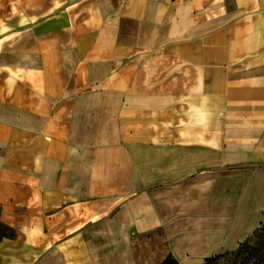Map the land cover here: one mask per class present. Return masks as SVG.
Masks as SVG:
<instances>
[{
  "label": "crops",
  "instance_id": "crops-1",
  "mask_svg": "<svg viewBox=\"0 0 264 264\" xmlns=\"http://www.w3.org/2000/svg\"><path fill=\"white\" fill-rule=\"evenodd\" d=\"M256 163L264 0H0V264H201Z\"/></svg>",
  "mask_w": 264,
  "mask_h": 264
},
{
  "label": "rangeland",
  "instance_id": "rangeland-1",
  "mask_svg": "<svg viewBox=\"0 0 264 264\" xmlns=\"http://www.w3.org/2000/svg\"><path fill=\"white\" fill-rule=\"evenodd\" d=\"M218 175H223L224 183H217L213 197L208 202L201 201L199 208L203 215L200 219L209 218L216 224L214 232L203 230L205 237L213 235L217 239L216 247L208 249L207 257L235 250L264 223V182L257 179L264 176V165L230 166ZM185 204L189 213L198 209L191 199L185 200ZM5 233L0 225V236ZM205 258L197 261L203 264Z\"/></svg>",
  "mask_w": 264,
  "mask_h": 264
},
{
  "label": "trees",
  "instance_id": "trees-1",
  "mask_svg": "<svg viewBox=\"0 0 264 264\" xmlns=\"http://www.w3.org/2000/svg\"><path fill=\"white\" fill-rule=\"evenodd\" d=\"M2 226V225H1ZM7 233L0 236L13 237L14 231L2 226ZM161 264H181L169 253ZM203 264H264V223L253 234L232 251L205 258Z\"/></svg>",
  "mask_w": 264,
  "mask_h": 264
},
{
  "label": "bare ground",
  "instance_id": "bare-ground-1",
  "mask_svg": "<svg viewBox=\"0 0 264 264\" xmlns=\"http://www.w3.org/2000/svg\"><path fill=\"white\" fill-rule=\"evenodd\" d=\"M188 261V260H187ZM189 262V261H188Z\"/></svg>",
  "mask_w": 264,
  "mask_h": 264
}]
</instances>
